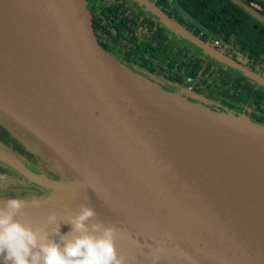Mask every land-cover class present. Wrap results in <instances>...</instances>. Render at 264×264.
I'll list each match as a JSON object with an SVG mask.
<instances>
[{"label":"water","instance_id":"95a60500","mask_svg":"<svg viewBox=\"0 0 264 264\" xmlns=\"http://www.w3.org/2000/svg\"><path fill=\"white\" fill-rule=\"evenodd\" d=\"M233 2L264 25L260 11ZM132 6L250 76L149 0H0V59L31 64L20 94L0 92V115L49 153L60 178L22 173L48 191L42 206L55 205L61 220L83 192L97 222L120 231L117 249L134 264H151L140 246L162 248L159 264H264V206L188 117L185 92L170 90L179 83L141 59L126 19Z\"/></svg>","mask_w":264,"mask_h":264},{"label":"trees","instance_id":"16d2710c","mask_svg":"<svg viewBox=\"0 0 264 264\" xmlns=\"http://www.w3.org/2000/svg\"><path fill=\"white\" fill-rule=\"evenodd\" d=\"M243 1L264 14V0ZM156 6L165 15L174 17L180 25L185 26V29L203 42L209 44V39L218 40L228 49L224 52L233 56L234 53H239L247 57L252 62L247 68L256 70L264 66V25L236 5L233 0H157ZM126 11L128 29H131L141 59L150 71L155 74L162 73L166 80L179 83L181 86L190 85L189 88H193V93L197 95L203 96L206 93L207 96H215L220 102V108L228 101L230 107L236 106L234 101L226 100V94L233 89L236 92L244 89L242 93H246L248 87L245 82L237 80L232 84L233 88H226L232 79V68L196 51L183 42L166 24L150 16L139 6L128 7ZM213 76L216 80L212 83L210 79ZM236 101L240 102V99ZM0 135V145L1 143L16 145L14 149L21 161H25L26 157H32V151L22 141L12 137L7 128L1 125ZM4 155L6 156V151ZM35 155L37 158L35 160H38L36 164L43 166L42 158L38 154ZM18 174L21 190L16 193L14 188L8 197L27 199L25 194L29 192V186L22 185L27 184V181L33 185L30 186L34 188L33 192L35 189L42 191L24 173ZM6 175L7 172L0 169V176ZM55 178L59 179V174H56Z\"/></svg>","mask_w":264,"mask_h":264},{"label":"clouds","instance_id":"9594fccd","mask_svg":"<svg viewBox=\"0 0 264 264\" xmlns=\"http://www.w3.org/2000/svg\"><path fill=\"white\" fill-rule=\"evenodd\" d=\"M6 184L7 177L0 176ZM42 200L9 198L0 201V258L3 264H134L121 255L116 242L120 231L115 225L97 222L98 213L90 205L81 204L78 209L61 220L56 209L50 210L46 221L34 226L25 221L26 209L40 208ZM68 224L71 231L61 233L60 225ZM171 238V234H167ZM141 255L159 264L162 248Z\"/></svg>","mask_w":264,"mask_h":264},{"label":"bare ground","instance_id":"6f19581e","mask_svg":"<svg viewBox=\"0 0 264 264\" xmlns=\"http://www.w3.org/2000/svg\"><path fill=\"white\" fill-rule=\"evenodd\" d=\"M30 62L0 59V92L15 95L30 79ZM192 102V103H190ZM186 103L200 128L213 142L220 156L249 191L264 206V129L243 122L238 116L194 100ZM189 106V107H188ZM82 202L88 199L78 191ZM264 209V208H263Z\"/></svg>","mask_w":264,"mask_h":264},{"label":"flooded vegetation","instance_id":"af4514ba","mask_svg":"<svg viewBox=\"0 0 264 264\" xmlns=\"http://www.w3.org/2000/svg\"><path fill=\"white\" fill-rule=\"evenodd\" d=\"M149 1L153 2L156 6L157 0H149ZM171 18L176 23H178L174 17H171ZM183 27L185 28V26ZM214 48L218 50L219 52H221L222 50L224 53L223 49H220L219 47H214ZM234 54L237 58L236 59L230 58V59H232L233 61H237L241 65H243L250 73V76L244 75L241 72L233 69L231 82L228 85H226V88L227 89L233 88L232 84L235 81L240 80V81L245 82L246 86L248 87L246 93H242L244 89L243 90L239 89L237 92L233 89L228 94H226L227 95L226 100L234 101V103H236L235 107H230L228 104L230 101H228L226 104H223V106L220 108L219 100L215 99V96L213 95H209V96L206 95L207 103L213 107H217L221 109L222 111H226L227 113L233 116L244 117L254 123L264 124V84H262L260 80H257L256 78L253 77V76L259 77L260 79L264 80V66L262 67L260 66V68L262 69H256V70L249 69L247 68V66H249L251 60H249L247 57H245L242 54H240L242 55V57L239 56V53H234ZM215 78H216L215 76L211 77L210 82L213 83V81L216 80ZM193 94L195 97L198 96L195 93ZM238 98L240 99V102L236 101ZM0 125L3 127H6L7 130L11 133L12 137L22 141L24 145L32 151V152L30 151L32 153V157L30 158L26 157L24 158L25 161H21L22 159H20L19 154L14 149L16 145H13V143L11 144L1 143L0 149L2 150H0V169H4V171L7 172V175H6L7 184L11 186V190L15 188L14 191L16 193L20 192L21 189H19V184H18L19 183L18 179L20 178L18 177L19 175L18 173H22V169L23 170L27 169L29 171L42 174V175H46V176H51L54 178L56 177V174L57 175L59 174V171H58L59 169H57V166L53 158L49 155V153H47L43 148H41L37 143H35V141L32 140L31 137H29L25 133L20 132V130L17 127L11 124V122L6 121L5 118L2 117L1 115H0ZM5 151H6V156L4 155ZM33 153L38 154L40 158H42L43 166H38L36 164V161L38 162V160H35L36 155ZM19 162L21 163V166ZM37 169H41V170L37 171ZM65 177L71 180V177L67 173ZM22 185L26 186V184H22ZM5 190L7 191V193L3 192L2 194H0L1 201L7 200L9 198L8 194L11 192V190L10 189H5ZM32 190H34V188L29 186V192L25 194L27 199L33 196H37V194L43 195V197L47 199L46 197L48 194L47 190L41 189L42 191H40V189L38 190L35 189L34 192Z\"/></svg>","mask_w":264,"mask_h":264},{"label":"rangeland","instance_id":"374dc122","mask_svg":"<svg viewBox=\"0 0 264 264\" xmlns=\"http://www.w3.org/2000/svg\"><path fill=\"white\" fill-rule=\"evenodd\" d=\"M209 41H210V39L208 40V43H209ZM222 51V50H221ZM223 52V51H222ZM225 54H228V55H226L227 57H229V58H234V59H236L237 57H235V56H233V55H231L230 53H226V52H224ZM217 61V60H216ZM230 67V66H229ZM230 68H232V67H230ZM233 69V68H232ZM260 72V71H259ZM261 73V72H260ZM186 85V84H185ZM185 85H182L181 86V84H179V85H172L171 87H170V90H172V91H174L175 90V92H180L179 90H182V92H185L184 94H185V96L188 98V100L190 101V100H194L195 102H199V103H201V105H203V104H206L207 103V99H206V97L207 96H202V95H198V96H194V94H193V91H191L190 90V85H189V87L187 86V88H186V86ZM184 86V87H183ZM205 87V86H204ZM207 87V86H206ZM174 89V90H173ZM178 89V90H177ZM213 89V88H212ZM192 92V93H191ZM204 95H206V93L204 94ZM36 143V142H35ZM19 164H20V166H21V163L19 162ZM40 171L41 169H37V171ZM36 171V170H35ZM7 184V183H6ZM6 184H4V183H2V182H0V194H2L3 192L4 193H7V191L5 190V189H10L11 190V186L10 185H6ZM23 184H25V183H23ZM27 186H33L29 181H27V184H26ZM5 188V189H4ZM13 188V187H12ZM35 197H37V198H40L42 201L43 200H45V198L43 197V195H40V194H37V196H35ZM10 198V197H9ZM31 198V197H30ZM30 198H28V199H30ZM72 198L73 199H75V194H73V196H72ZM55 201H57V200H55ZM52 209H56L57 211H59V209L58 208H56V206L55 205H53V206H51V204H48V205H43L42 207H40V208H29V209H26V211H28V213H29V216L28 217H32V218H47V215H48V213L50 212V210H52ZM65 209H67V208H65ZM27 218V217H26Z\"/></svg>","mask_w":264,"mask_h":264},{"label":"built area","instance_id":"2783aa9c","mask_svg":"<svg viewBox=\"0 0 264 264\" xmlns=\"http://www.w3.org/2000/svg\"><path fill=\"white\" fill-rule=\"evenodd\" d=\"M201 36H202V34H201ZM209 44H211L212 47H219L220 49H223L224 51L228 50L226 47H223L218 40H210ZM239 56L242 57V55H240V54H239ZM190 90L192 91V88H190Z\"/></svg>","mask_w":264,"mask_h":264},{"label":"crops","instance_id":"0c3cea01","mask_svg":"<svg viewBox=\"0 0 264 264\" xmlns=\"http://www.w3.org/2000/svg\"><path fill=\"white\" fill-rule=\"evenodd\" d=\"M65 193V192H64Z\"/></svg>","mask_w":264,"mask_h":264}]
</instances>
